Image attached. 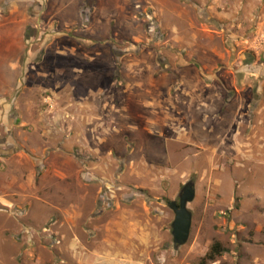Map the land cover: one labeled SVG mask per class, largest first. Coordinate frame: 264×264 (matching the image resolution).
<instances>
[{"label": "rangeland", "instance_id": "obj_1", "mask_svg": "<svg viewBox=\"0 0 264 264\" xmlns=\"http://www.w3.org/2000/svg\"><path fill=\"white\" fill-rule=\"evenodd\" d=\"M93 148L108 176L82 174L72 223L19 189L14 159L36 184L35 157ZM214 244L206 264H264V0H0V264H198Z\"/></svg>", "mask_w": 264, "mask_h": 264}, {"label": "crops", "instance_id": "obj_2", "mask_svg": "<svg viewBox=\"0 0 264 264\" xmlns=\"http://www.w3.org/2000/svg\"><path fill=\"white\" fill-rule=\"evenodd\" d=\"M105 151V160L103 161L99 158V150L96 148L87 149L84 152L85 154L93 155L97 158L94 160L95 163H86L83 167L79 165L77 160L72 158L68 150L55 149L47 153L46 156L45 153L40 154L39 157L35 158L39 163L41 162L43 168L36 184L31 181L33 163L31 164L26 158L19 157L20 159L18 160L14 159L15 167H13V173L19 177L17 180L19 189L24 191L26 188L32 191L31 195L26 194V196H31L35 203L47 206L61 215H69L71 213L73 218L68 223H72L74 219L79 217L80 208L87 199L84 193L86 185L80 180L81 177H84L82 174H89L92 177L96 176L98 172L97 174L103 179L108 176L104 169L111 164V153L113 151ZM98 165L104 166V169L98 167ZM19 195L24 199L27 198L23 194ZM70 243L71 246H75L77 242L73 240Z\"/></svg>", "mask_w": 264, "mask_h": 264}, {"label": "water", "instance_id": "obj_3", "mask_svg": "<svg viewBox=\"0 0 264 264\" xmlns=\"http://www.w3.org/2000/svg\"><path fill=\"white\" fill-rule=\"evenodd\" d=\"M193 184L186 182L180 189L176 202H169L166 207L172 213L170 223V238L173 248L185 244L189 234L190 213L186 205L193 199Z\"/></svg>", "mask_w": 264, "mask_h": 264}, {"label": "trees", "instance_id": "obj_4", "mask_svg": "<svg viewBox=\"0 0 264 264\" xmlns=\"http://www.w3.org/2000/svg\"><path fill=\"white\" fill-rule=\"evenodd\" d=\"M222 253L220 247L214 244L209 247L206 254L202 257L198 264H206L214 261L215 257H218Z\"/></svg>", "mask_w": 264, "mask_h": 264}]
</instances>
